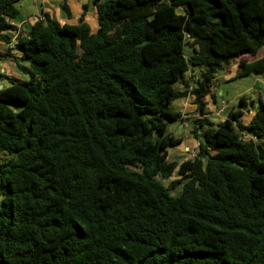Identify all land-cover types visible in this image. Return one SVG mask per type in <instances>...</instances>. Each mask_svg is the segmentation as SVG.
<instances>
[{"label":"trees","instance_id":"1","mask_svg":"<svg viewBox=\"0 0 264 264\" xmlns=\"http://www.w3.org/2000/svg\"><path fill=\"white\" fill-rule=\"evenodd\" d=\"M16 1L0 0V59L27 76L0 74V264H264V100L205 115L230 60L252 56L227 81L264 73V0H91L94 31L84 4L23 32ZM187 95L197 150L178 163Z\"/></svg>","mask_w":264,"mask_h":264},{"label":"rangeland","instance_id":"2","mask_svg":"<svg viewBox=\"0 0 264 264\" xmlns=\"http://www.w3.org/2000/svg\"><path fill=\"white\" fill-rule=\"evenodd\" d=\"M90 1H89V4H87L89 6L88 9L92 11L94 15L95 14L94 6L92 5ZM48 2L52 4L53 2L55 3L62 2V0H56V1L49 0ZM44 3L46 4V1L44 2V0H17L15 2V5L20 12L19 18L25 19L27 17V21L33 22L35 18L42 11H44V6H43ZM49 6H50L49 13L53 15V17H55V14H54V11L51 5ZM72 12L73 14H76V10L73 7H72ZM77 20L71 19V20H68V22L76 23ZM91 21L93 20L91 19ZM20 30L21 32H23V30L25 29L21 28ZM7 50L8 49L5 45L0 46V56L7 53ZM12 52H15V51H12ZM240 60L241 61H251L252 56L248 54L240 55L230 60V62L225 65L223 70L219 71V73L216 74L215 79L216 78L217 79L214 82L215 87L214 89H212V92L216 93L217 101L213 102L210 95H208L207 96L208 102L212 106L219 108L221 106L220 101L223 100L224 101L223 103L226 106L222 108L221 110L220 109L216 111L211 110L213 114L210 113L212 116H210L209 118L214 123L220 122L226 116L227 111H230L234 107L238 106L237 105L238 99L242 95L246 96L248 99L254 100L255 102L257 101L258 98L264 100V73L263 74H253L252 73V74L243 76L241 78H237L234 81H223V79L224 80L227 78L230 79L234 76V74L238 71ZM5 63L0 60V74H4L5 72L9 73L7 71L9 67ZM198 73H199V70L196 69L194 73L190 71L186 74V76L188 75L190 76L191 74H194L195 75L193 78V82H194L196 80V76L198 75ZM7 76H10L11 78L18 79V80L27 78L25 74H23L22 72H17V71H15L14 73L11 72ZM257 80L260 85L257 84ZM3 84L5 85L8 84L7 79H4ZM172 106L175 110H180L177 102H174ZM243 108H244L245 113L244 115H242L241 119L243 120V122L246 123L249 121L251 115L254 112V109H251L249 105L247 104ZM222 112L224 113L222 114ZM183 113L184 115L186 114L188 115V114H191L192 112L190 110L188 111L185 110ZM177 125L178 123H175L174 125L171 124L168 127V131L171 133L173 138L175 137L180 138L182 141L181 143L172 145L168 148V158L171 161H177L178 163H180L186 159H191L195 155V151L197 150V140L192 137V135L189 133V130H182L178 128ZM10 157L11 155L6 153L5 151L0 152V162ZM178 178H180V176L177 175L176 172H174L173 176H171L169 179H162V182L165 186H167L170 181L178 179ZM178 190L179 188H176L175 190H173L172 193L175 194Z\"/></svg>","mask_w":264,"mask_h":264},{"label":"crops","instance_id":"3","mask_svg":"<svg viewBox=\"0 0 264 264\" xmlns=\"http://www.w3.org/2000/svg\"><path fill=\"white\" fill-rule=\"evenodd\" d=\"M46 1V4L44 3L43 4V6H44V11L43 12H50V6L49 5H51V7H52V9H53V11H54V14H55V17H56V19L61 23V24H63V23H69L68 22V20H71V19H78L79 18V16H80V14H81V12H82V10H83V5L84 4H89V1L90 0H65L66 1V3H67V5H68V7H69V9H70V12H71V17L70 18H67L66 17V13L65 12H63L62 10H61V8H60V6H61V4H62V2L64 1V0H62V2H57V3H55V2H53L52 4H50L48 1L49 0H44V2ZM52 1H56V0H52ZM91 2V1H90ZM72 7L76 10V14H73V12H72ZM50 14V13H49ZM51 15V14H50ZM95 15V14H94ZM93 15V13H92V11H90L89 9H88V11L86 12V14H85V16H84V21H86L89 25H90V28H91V30H96L97 29V27H98V24H97V21H96V18H95V16ZM53 16V15H52ZM91 19L93 20V21H91ZM25 22H28L29 24L30 23H32V22H30V21H27V17L25 18V19H22V21H20L19 23H17V26L18 27H21V28H23L22 27V25L25 23ZM77 23V22H76ZM76 23H69V24H76ZM20 28V29H21ZM4 44L2 43V42H0V46H3ZM13 53H16V52H13ZM3 58V57H2ZM1 61H3L6 65H8V72L9 73H11V72H15V67H14V63L11 61V59L10 58H3V59H0ZM239 69H240V63H239V66H238V71H239ZM237 71V72H238ZM236 72V73H237ZM9 73H4L5 75H8ZM235 73V74H236ZM187 74V73H186ZM186 74H185V77H186V79H189L190 78V76L188 75V76H186ZM234 74V75H235ZM217 79V78H216ZM229 78H227V79H223V81H227ZM257 84L258 85H260L259 84V82H258V80H257ZM178 88H180L181 90H184V89H187V88H191V85H187V84H185V83H180V84H178ZM193 96H191V95H187L186 97H183V98H180V99H178V100H176L175 102H177L178 103V107H179V109L180 110H178L179 112H181V114H182V117L180 118V119H178L176 122H174V123H172V125H174L175 123H178V125H177V127L178 128H180V129H182V130H189V133H190V122H192V121H194L195 120V117L196 116H198L199 115V113H198V111H197V108H196V104H194L193 103ZM205 102H206V106H205V115L206 116H208V118L210 117V116H212L211 114H213L212 112H211V110H213V111H216V110H221V108L219 107V108H217V107H215V106H212L209 102H208V98L207 97H205ZM183 105V106H182ZM220 105V104H219ZM182 107V108H181ZM238 106H236L235 108H237ZM239 108V107H238ZM188 111V110H190L192 113L191 114H186V115H184V111ZM243 112L245 113V111H244V108H243ZM211 113V114H210ZM224 112H222V114H223ZM186 118V119H185ZM225 118V117H224ZM224 118L222 119V120H224ZM210 119V118H209ZM221 120V121H222ZM171 125V124H170ZM169 125V126H170ZM191 134V133H190ZM185 149V148H184Z\"/></svg>","mask_w":264,"mask_h":264},{"label":"built area","instance_id":"4","mask_svg":"<svg viewBox=\"0 0 264 264\" xmlns=\"http://www.w3.org/2000/svg\"><path fill=\"white\" fill-rule=\"evenodd\" d=\"M13 47V45H11ZM224 101L221 102V109L224 108L226 105L223 103Z\"/></svg>","mask_w":264,"mask_h":264},{"label":"water","instance_id":"5","mask_svg":"<svg viewBox=\"0 0 264 264\" xmlns=\"http://www.w3.org/2000/svg\"><path fill=\"white\" fill-rule=\"evenodd\" d=\"M187 49H189L188 47H186ZM2 87V85H0V88Z\"/></svg>","mask_w":264,"mask_h":264}]
</instances>
